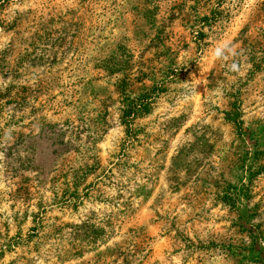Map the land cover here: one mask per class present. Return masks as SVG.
<instances>
[{"label": "rangeland", "instance_id": "obj_1", "mask_svg": "<svg viewBox=\"0 0 264 264\" xmlns=\"http://www.w3.org/2000/svg\"><path fill=\"white\" fill-rule=\"evenodd\" d=\"M0 264H264V0H0Z\"/></svg>", "mask_w": 264, "mask_h": 264}, {"label": "clouds", "instance_id": "obj_2", "mask_svg": "<svg viewBox=\"0 0 264 264\" xmlns=\"http://www.w3.org/2000/svg\"><path fill=\"white\" fill-rule=\"evenodd\" d=\"M237 55L235 45L231 38H224L221 40L216 41V43L213 45L211 50L208 53V56L206 57V60L208 64L214 65L216 62H227L229 59L235 58ZM228 69L232 73H236L239 75H243V72L241 71V67L238 63L233 62L230 65H228ZM195 85L192 88V92L196 93Z\"/></svg>", "mask_w": 264, "mask_h": 264}, {"label": "trees", "instance_id": "obj_3", "mask_svg": "<svg viewBox=\"0 0 264 264\" xmlns=\"http://www.w3.org/2000/svg\"><path fill=\"white\" fill-rule=\"evenodd\" d=\"M203 21H207V18H203ZM148 107V101L144 98L141 100H135L125 105L122 111L121 119L122 123L130 124V122L138 116V113L146 110Z\"/></svg>", "mask_w": 264, "mask_h": 264}]
</instances>
